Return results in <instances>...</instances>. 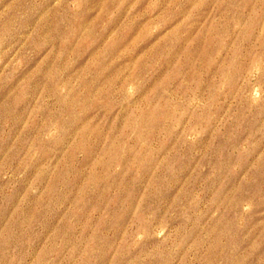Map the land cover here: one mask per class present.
Wrapping results in <instances>:
<instances>
[{
  "label": "rangeland",
  "instance_id": "1",
  "mask_svg": "<svg viewBox=\"0 0 264 264\" xmlns=\"http://www.w3.org/2000/svg\"><path fill=\"white\" fill-rule=\"evenodd\" d=\"M0 264H264V0H0Z\"/></svg>",
  "mask_w": 264,
  "mask_h": 264
}]
</instances>
